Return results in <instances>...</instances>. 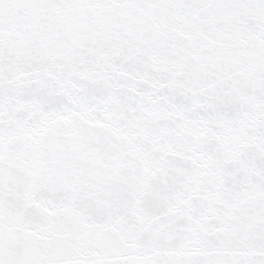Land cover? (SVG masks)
Here are the masks:
<instances>
[{
  "label": "snow or ice",
  "instance_id": "1",
  "mask_svg": "<svg viewBox=\"0 0 264 264\" xmlns=\"http://www.w3.org/2000/svg\"><path fill=\"white\" fill-rule=\"evenodd\" d=\"M0 264H264V0H0Z\"/></svg>",
  "mask_w": 264,
  "mask_h": 264
}]
</instances>
